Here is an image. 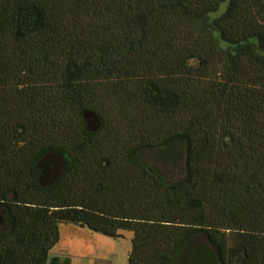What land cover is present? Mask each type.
<instances>
[{
  "label": "trees",
  "instance_id": "1",
  "mask_svg": "<svg viewBox=\"0 0 264 264\" xmlns=\"http://www.w3.org/2000/svg\"><path fill=\"white\" fill-rule=\"evenodd\" d=\"M61 224L264 264V0H0V264Z\"/></svg>",
  "mask_w": 264,
  "mask_h": 264
},
{
  "label": "rangeland",
  "instance_id": "2",
  "mask_svg": "<svg viewBox=\"0 0 264 264\" xmlns=\"http://www.w3.org/2000/svg\"><path fill=\"white\" fill-rule=\"evenodd\" d=\"M224 7V5H223ZM174 176H181L173 171ZM60 240L51 250V256L66 257L70 264H127L132 248V233L123 231L118 239L91 233L71 224L59 226Z\"/></svg>",
  "mask_w": 264,
  "mask_h": 264
}]
</instances>
